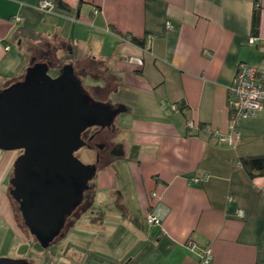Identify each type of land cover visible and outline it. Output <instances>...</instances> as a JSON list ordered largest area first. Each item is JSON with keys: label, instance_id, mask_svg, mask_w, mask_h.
I'll list each match as a JSON object with an SVG mask.
<instances>
[{"label": "crops", "instance_id": "obj_1", "mask_svg": "<svg viewBox=\"0 0 264 264\" xmlns=\"http://www.w3.org/2000/svg\"><path fill=\"white\" fill-rule=\"evenodd\" d=\"M38 2L0 0V89L53 60L61 70H83L84 89L122 109L111 127L119 151L90 183L89 205L55 252L25 257L36 264H203L202 249L211 248L207 264H264V174L251 177L240 162L264 154V108L241 121L236 144L208 129H229L238 63L264 69V0H53L50 10ZM16 157L0 149V213L12 224L6 181ZM156 206L159 225L147 221ZM20 234H13L18 245Z\"/></svg>", "mask_w": 264, "mask_h": 264}, {"label": "water", "instance_id": "obj_2", "mask_svg": "<svg viewBox=\"0 0 264 264\" xmlns=\"http://www.w3.org/2000/svg\"><path fill=\"white\" fill-rule=\"evenodd\" d=\"M48 69L47 63H35L24 80L0 89V149L23 150L14 162L10 194L45 249L63 235L67 217L98 169L75 155L87 145L82 132L92 126L111 128L122 109L93 98L71 65L57 77ZM0 264L36 263L0 257Z\"/></svg>", "mask_w": 264, "mask_h": 264}, {"label": "built area", "instance_id": "obj_3", "mask_svg": "<svg viewBox=\"0 0 264 264\" xmlns=\"http://www.w3.org/2000/svg\"><path fill=\"white\" fill-rule=\"evenodd\" d=\"M54 6L53 0H39L38 7L42 10H50ZM170 26V22H168ZM130 39V36H127ZM250 43L257 41V37L252 36L249 39ZM229 107H230V124L227 132L214 131L216 138L221 143L236 144L240 139L239 125L242 120L256 116L264 108V69L245 62H239L236 73L229 85ZM189 127L194 124L187 121ZM199 181V178H194ZM153 196L156 193L153 192ZM239 215H243V210L238 211ZM162 220V213L160 208L156 206L147 217L150 224L159 225ZM193 246L194 242H190ZM212 259V249H202V262L207 264Z\"/></svg>", "mask_w": 264, "mask_h": 264}, {"label": "rangeland", "instance_id": "obj_4", "mask_svg": "<svg viewBox=\"0 0 264 264\" xmlns=\"http://www.w3.org/2000/svg\"><path fill=\"white\" fill-rule=\"evenodd\" d=\"M126 40H130L127 39V37H125ZM131 38V36H130ZM39 56H37L38 58ZM80 73H83L84 71L81 69H79ZM62 70L61 68H59V66L57 65V63H55V61L52 60V62L50 63V68L48 69V74L52 77H57L61 74ZM79 74V73H78ZM93 79L89 76V77H85L84 79V84L85 85H91L90 81H92ZM95 98V97H94ZM92 127H97L99 129L103 130V127L100 126H92ZM104 128H109V127H104ZM108 133V132H107ZM113 134V136H112ZM112 137V138H111ZM99 135L98 138L99 139ZM110 138L111 140L114 141V139H118L119 135H117V132L112 133L110 131ZM95 149L91 148L90 146L86 145L81 147L79 150H77L75 152L76 157H78L82 162L86 163V164H97V158H96V154L95 153ZM103 165H99L98 169H97V173L94 175V177L89 181V184H94V181L96 176L98 175V172L105 167H108V163H102ZM13 173V171H12ZM10 179L8 178L7 182V194L8 197L10 199V206L14 215V224H12L11 222H9L8 218L5 217V214L0 213V257H10V258H24L28 251L33 252L32 254H35V251H41L44 250L45 248L42 246V244L33 236V234L30 232L29 228L26 226L25 222L23 221V217L21 216V213L19 211V205L16 202V200H14L12 197H10V190H9V184H10ZM90 195H91V190H90ZM12 220V217L10 218V221ZM19 230V231H18ZM15 233H21L20 234V241H19V245L18 242L16 243L15 238H13V234ZM66 232V231H65ZM65 232L63 234H65ZM76 235H78V233H75ZM71 232L69 234H67L65 236V238H70L71 237ZM64 236V235H63ZM73 238V236H72ZM60 237L56 238V241L49 247L51 252H55L56 247L59 246L60 242ZM63 247V245L61 244V248ZM54 250V251H52ZM31 254V255H32ZM39 254V253H37ZM41 254V252H40ZM51 255L53 256V254L51 253ZM30 257V256H29ZM33 257L31 256L28 259H32ZM34 261L36 263H40L37 262V260H31Z\"/></svg>", "mask_w": 264, "mask_h": 264}, {"label": "flooded vegetation", "instance_id": "obj_5", "mask_svg": "<svg viewBox=\"0 0 264 264\" xmlns=\"http://www.w3.org/2000/svg\"><path fill=\"white\" fill-rule=\"evenodd\" d=\"M78 71H80V70H78ZM78 73L80 74V72H78ZM78 73L76 72V75H78ZM110 131L112 133H115V130L113 128H103V130H102V129H99L97 127H90L88 129H86L84 132H82V138L86 141V144L88 146H90L91 148H94L96 153H97L96 154V158H97L96 166L97 167L99 165H103L102 163H105V164L110 163L112 161L113 155L119 151L118 150L119 146L117 144H115L113 140H111L112 137L110 138ZM98 135L100 137L99 139H97ZM112 136H113V134H112ZM16 152H17V157H18L20 154L23 153V150H17ZM13 171H14V166H13ZM12 176H13V173H12ZM90 188H91V186L88 182L86 187H85V190H84V198H83L82 202L80 203V205H78L76 207V209H74L72 211V213L67 217L64 230L73 222L75 217L83 209H85L89 205V203H90ZM9 196L12 197L11 194ZM14 200H16V199H14ZM16 202L19 205V211L21 213V216L23 217V214H22V211L20 208V202L17 200H16ZM23 221L25 222L24 217H23ZM62 233H63V231H62Z\"/></svg>", "mask_w": 264, "mask_h": 264}, {"label": "trees", "instance_id": "obj_6", "mask_svg": "<svg viewBox=\"0 0 264 264\" xmlns=\"http://www.w3.org/2000/svg\"><path fill=\"white\" fill-rule=\"evenodd\" d=\"M259 22L260 11L255 9L252 16V33L254 35L258 34ZM130 40L137 45H145V40L143 38L131 36ZM240 162L246 168L251 177L264 174V154L241 157ZM65 230L63 231L65 232Z\"/></svg>", "mask_w": 264, "mask_h": 264}]
</instances>
